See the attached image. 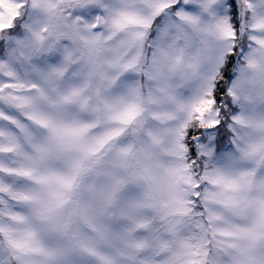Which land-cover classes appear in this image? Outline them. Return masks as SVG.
<instances>
[{
	"label": "snow or ice",
	"instance_id": "snow-or-ice-1",
	"mask_svg": "<svg viewBox=\"0 0 264 264\" xmlns=\"http://www.w3.org/2000/svg\"><path fill=\"white\" fill-rule=\"evenodd\" d=\"M0 264H264V0H0Z\"/></svg>",
	"mask_w": 264,
	"mask_h": 264
}]
</instances>
